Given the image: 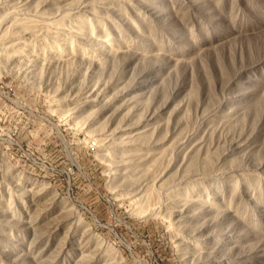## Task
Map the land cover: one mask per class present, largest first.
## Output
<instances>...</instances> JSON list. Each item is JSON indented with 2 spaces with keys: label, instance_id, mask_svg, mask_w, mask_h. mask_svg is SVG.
I'll return each instance as SVG.
<instances>
[{
  "label": "rangeland",
  "instance_id": "1",
  "mask_svg": "<svg viewBox=\"0 0 264 264\" xmlns=\"http://www.w3.org/2000/svg\"><path fill=\"white\" fill-rule=\"evenodd\" d=\"M0 264H264V0H0Z\"/></svg>",
  "mask_w": 264,
  "mask_h": 264
}]
</instances>
